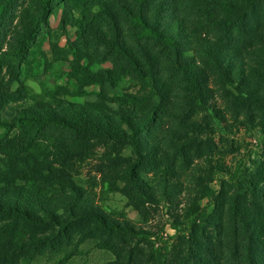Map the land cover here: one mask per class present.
<instances>
[{"label":"trees","instance_id":"16d2710c","mask_svg":"<svg viewBox=\"0 0 264 264\" xmlns=\"http://www.w3.org/2000/svg\"><path fill=\"white\" fill-rule=\"evenodd\" d=\"M47 39L66 84L36 93ZM237 123L260 148L264 0H0V264H70L89 241L106 264H264V148L215 156ZM112 194L139 225L103 211Z\"/></svg>","mask_w":264,"mask_h":264},{"label":"rangeland","instance_id":"374dc122","mask_svg":"<svg viewBox=\"0 0 264 264\" xmlns=\"http://www.w3.org/2000/svg\"><path fill=\"white\" fill-rule=\"evenodd\" d=\"M60 14V13H59ZM59 14L58 16H52L49 19L50 29L51 31H58V23H59ZM59 32V31H58ZM69 32L73 35L72 28H69ZM57 33H51V36H56ZM59 35V33H58ZM46 40L44 45V51H46L49 62L48 65L44 63V61L39 62L34 65V68L28 74L27 84L33 90V92L40 93L42 90L41 86L54 87L56 85H65L66 78L65 74L67 73L66 62H54L52 56L50 54L51 46ZM60 45H65V39L60 40ZM215 88V84L212 83ZM121 91L133 90L134 85L130 80L124 79L121 84ZM96 88L86 89L85 91H91ZM215 98L211 102L212 105H215L223 112V115L226 117L227 124L224 126L231 125V118L228 114V105L225 100L222 98L221 93L215 88ZM73 102H83L82 98L72 99ZM3 132L0 129V134ZM215 143H216V158L220 161L231 165L236 161H241L243 159L247 160L248 157H254V155H261L262 150L264 148V143L261 144V147H257L259 142V138L252 133L251 131H247L242 128L238 123L232 128V130H227L226 132H217L215 134ZM231 144L238 149V151L234 150L231 147ZM101 150L97 151V155L101 154ZM97 158L91 160L81 171V174L75 179L79 183V185L87 187L89 183V179L96 176L97 169ZM216 188V185L214 186ZM98 205L103 209L107 215L113 218L126 219L130 223L135 225H139L141 219L139 215L131 208L127 206V200L119 194H112L105 197L103 200H99ZM163 206V205H161ZM165 208L159 209V212L154 215L153 223L156 224H165V233L169 236L174 235V231L170 228V222L166 218ZM124 215V218H121ZM156 224H152L151 227H154ZM113 257L110 253L100 250L94 241H89L80 247V253L77 255L70 264H106L108 261L112 260ZM41 264V263H39Z\"/></svg>","mask_w":264,"mask_h":264}]
</instances>
